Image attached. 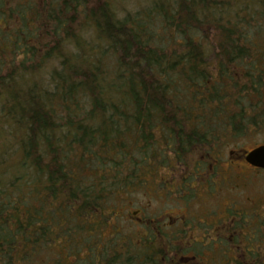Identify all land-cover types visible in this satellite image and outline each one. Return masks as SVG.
I'll return each mask as SVG.
<instances>
[{"label": "trees", "instance_id": "16d2710c", "mask_svg": "<svg viewBox=\"0 0 264 264\" xmlns=\"http://www.w3.org/2000/svg\"><path fill=\"white\" fill-rule=\"evenodd\" d=\"M263 126L264 0H0V264H183L119 209ZM254 222L208 264H264Z\"/></svg>", "mask_w": 264, "mask_h": 264}, {"label": "flooded vegetation", "instance_id": "af4514ba", "mask_svg": "<svg viewBox=\"0 0 264 264\" xmlns=\"http://www.w3.org/2000/svg\"><path fill=\"white\" fill-rule=\"evenodd\" d=\"M260 145L229 147L227 154L212 150L211 157L204 149L197 158L179 160L143 191L142 205L130 214L143 229L178 232L177 243L188 246L183 264H208L223 251L225 239L234 237L225 231L253 228L256 216L264 219V168L245 158ZM248 185L256 195L244 201L240 196Z\"/></svg>", "mask_w": 264, "mask_h": 264}, {"label": "rangeland", "instance_id": "374dc122", "mask_svg": "<svg viewBox=\"0 0 264 264\" xmlns=\"http://www.w3.org/2000/svg\"><path fill=\"white\" fill-rule=\"evenodd\" d=\"M230 142L232 143H230V145H228L227 148L229 149L230 147V149L232 148V150H236L238 147L249 150L257 145L264 144V126L259 129L258 128L250 129L249 133L245 134L243 137H239L237 140H232ZM227 148L225 147L223 151L225 154H227L230 151V149L228 150ZM242 189H243V192L241 193L243 194L244 197L242 196L240 197L244 201L246 197H249V196L252 197L256 195L255 190L253 186L251 185L244 186ZM139 190L137 192L131 193L128 196V200L124 203V206L119 209L122 212V217H123V220L125 221L124 223L127 226H131L130 224L132 222L137 223L136 222L137 220L135 221V218L137 216H135V214L133 215L130 213L139 209L140 206L142 205L144 192L143 190H140V191ZM131 215L134 216V218H131L129 222V218Z\"/></svg>", "mask_w": 264, "mask_h": 264}, {"label": "water", "instance_id": "95a60500", "mask_svg": "<svg viewBox=\"0 0 264 264\" xmlns=\"http://www.w3.org/2000/svg\"><path fill=\"white\" fill-rule=\"evenodd\" d=\"M245 158L248 162L264 168V144L246 152Z\"/></svg>", "mask_w": 264, "mask_h": 264}]
</instances>
